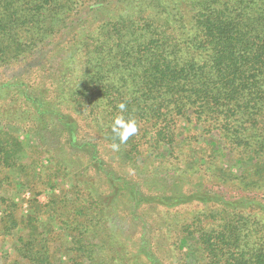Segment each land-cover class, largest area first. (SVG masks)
<instances>
[{
    "label": "trees",
    "instance_id": "16d2710c",
    "mask_svg": "<svg viewBox=\"0 0 264 264\" xmlns=\"http://www.w3.org/2000/svg\"><path fill=\"white\" fill-rule=\"evenodd\" d=\"M105 2L94 0L87 9L98 13ZM120 2L125 3L120 11L112 8L94 24V16L80 19L73 13L75 0H0V101L8 105L0 104V124L53 120L60 128L51 159L57 168L68 171L65 148L73 146L89 163L85 171L72 170L84 187L74 211L48 210L77 240L68 263L138 264L142 258L143 264H164L176 249L192 246L197 264H264L261 207L216 203L211 210L206 202L209 210H193L190 223L178 220L169 227L162 220L177 207L205 201L201 194L188 198L172 184L188 177L181 163H192L184 147L172 146L177 117L190 114L205 133L216 132L233 155L251 156L254 175L264 176V0ZM24 65L29 66L23 70ZM3 69L12 73L6 76ZM76 115L96 130L94 143L77 144ZM118 116L135 120L137 127L123 143L112 131ZM1 127L0 171L14 167L23 152L21 141ZM103 140L118 145L112 161L103 153ZM201 162L204 172L197 173L203 175L211 162ZM96 180L104 182L105 192L94 189ZM49 191L54 206L60 196L53 185ZM120 205L140 224L134 251L118 233L101 231L104 214ZM43 207L31 201L33 215L17 226V255L5 264H54L48 241L38 240L35 223ZM149 209L150 216L140 214ZM11 214L5 206L0 221ZM86 238L92 239L89 244L83 243Z\"/></svg>",
    "mask_w": 264,
    "mask_h": 264
},
{
    "label": "rangeland",
    "instance_id": "374dc122",
    "mask_svg": "<svg viewBox=\"0 0 264 264\" xmlns=\"http://www.w3.org/2000/svg\"><path fill=\"white\" fill-rule=\"evenodd\" d=\"M93 1L75 0V3L71 5V10L74 14H80V19L94 16L92 22L95 24L110 16L111 13L108 12L110 9L114 8L115 10L117 8L116 12H118L121 6L125 5L123 2L116 3V0H105L106 8L104 10L98 13L93 11L90 13L87 7L89 5L93 7ZM28 66L24 65L21 68L24 70ZM3 70L6 76L12 73L9 69ZM0 104L2 107L8 106L3 101H0ZM76 120L80 122L77 144L94 143L96 130L92 128L90 122L77 118V115ZM175 121L177 122L171 123L175 134L172 146L175 148L184 147L186 149L185 153L189 156L188 161L191 160L192 163L188 166H186L188 162L185 165L184 162L181 163L182 168L189 170L188 177L176 183L174 181L172 184H176L182 191L184 189L188 198L191 199L196 194H201L204 196L205 201L204 204L201 202L187 203L171 210L170 215L162 219L169 223V227L173 226L178 220H182L185 224L190 223L189 219L192 218L193 210H204L202 207L208 208L207 210L210 207L212 210L216 203L232 208L242 206L246 208V205L249 204L255 211H261L259 207L264 209V176L259 178L254 175V163L251 156L243 155L239 159L237 155H233L216 132L205 133L204 125L200 126L193 123L190 114L177 117ZM2 123L0 124L2 129L9 131L21 141L23 152L15 158L17 163L14 167L0 171V218L6 206L12 212L11 219L17 222L15 227H12L14 225L11 219L0 221V264L7 263L17 255V246H20L17 237L21 232L17 226L29 214L33 215L30 209L32 200H37L41 206H44L39 212L37 223H35L38 227V240L48 241V255L54 264H69V260L74 256L73 243L74 241L76 243L77 240H75L70 229H66L65 225L57 224V221H54L56 215H50L48 210L55 207L57 208L56 211L60 210L62 213L71 214L74 211V204L77 201L74 199L77 197L79 201L82 194L81 188L84 187L81 183H76V179L72 177V170L73 172L85 171L89 163L86 162L85 157H82L83 153L73 146L72 150L65 148L69 155L68 160L71 161L67 162L70 164L68 171L65 172L61 170L62 168H57L51 159L57 155L55 150L59 148L58 139L60 138L56 135L60 134V128L53 120L42 119L40 125L38 122L35 124L31 122L29 124ZM106 141L109 142V140L101 142L103 145L102 150L106 158L112 161L116 153L109 145L110 142L105 143ZM86 148L84 149L86 150ZM168 149L166 147L164 149L166 154L169 152ZM199 151L204 154V158L209 159H200ZM202 160L203 162H211V164L207 165L210 170L200 175L197 173L198 171L204 172V166H198L202 163ZM108 163L111 166L113 165L111 162ZM19 167L24 168V170L21 171ZM115 168L116 170L125 171L120 166ZM163 173L161 174H167L166 172ZM134 174L135 177L138 176L136 171H134ZM169 174L172 175V172H168V176H170ZM167 178L169 179V177ZM94 183H96L94 189L105 192L104 182L96 180ZM52 185L54 188L53 194L60 196L54 206L53 202L49 203L51 198L49 190H51ZM117 193L118 195L121 194L119 190H117ZM113 195L116 194H109V198H115ZM206 202H209V207ZM122 209L127 210L128 207L120 205L115 209H109L104 214V219L100 225L102 227L101 231L106 232L107 230L112 234L118 233L128 249L134 251L140 232V224L133 220L126 211L122 212L124 211ZM152 211V209L144 210L140 214L150 216ZM261 212L264 215V212ZM158 223L164 225L160 220H158ZM147 227L146 225V231L149 229ZM153 227H155L154 224ZM193 239L194 237H190L187 242L192 245ZM91 240V238H86L83 243L89 244ZM195 253L192 246L188 250L187 247L181 251L176 249L172 258H169L164 264H197ZM144 262L142 258L137 261L138 264Z\"/></svg>",
    "mask_w": 264,
    "mask_h": 264
},
{
    "label": "clouds",
    "instance_id": "9594fccd",
    "mask_svg": "<svg viewBox=\"0 0 264 264\" xmlns=\"http://www.w3.org/2000/svg\"><path fill=\"white\" fill-rule=\"evenodd\" d=\"M117 107L121 112L126 108L123 103L119 104ZM112 131L118 136L121 143L126 142L130 135L136 133V122L133 119L125 120L123 116H118L113 122ZM113 148H118V145L114 144Z\"/></svg>",
    "mask_w": 264,
    "mask_h": 264
}]
</instances>
